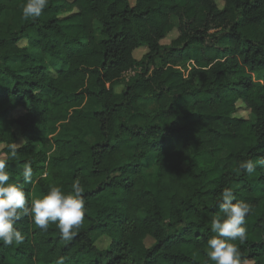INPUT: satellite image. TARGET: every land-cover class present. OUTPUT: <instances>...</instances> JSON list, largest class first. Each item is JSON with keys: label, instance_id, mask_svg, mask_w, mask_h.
Instances as JSON below:
<instances>
[{"label": "trees", "instance_id": "16d2710c", "mask_svg": "<svg viewBox=\"0 0 264 264\" xmlns=\"http://www.w3.org/2000/svg\"><path fill=\"white\" fill-rule=\"evenodd\" d=\"M25 3L0 0V159L26 198L79 180L86 211L69 241L22 216L0 264H214L224 187L251 208L242 262L264 264V167L238 170L264 157V0H48L29 19Z\"/></svg>", "mask_w": 264, "mask_h": 264}, {"label": "clouds", "instance_id": "9594fccd", "mask_svg": "<svg viewBox=\"0 0 264 264\" xmlns=\"http://www.w3.org/2000/svg\"><path fill=\"white\" fill-rule=\"evenodd\" d=\"M48 0H26L22 8L24 19L38 18L47 7ZM17 145L11 146V155H16ZM264 167V157L255 161L248 159L239 163V171L249 175L256 167ZM22 176L25 183H31L33 169L30 163L23 165ZM84 188L79 180L72 184V190L65 193L61 187L50 186L49 191L36 198L28 194L26 198L23 186L10 182L7 161L0 159V242L5 246L20 245L25 235L15 227L22 216H27L37 228L47 231L50 224H55L60 238L72 240L76 230L82 224L85 215ZM220 214L211 217V230L214 235L206 241V256L214 264H250L242 262L241 251L235 241L243 245L247 240L246 216L251 208L248 203L238 200L229 187H224L218 204ZM56 264H66L61 256Z\"/></svg>", "mask_w": 264, "mask_h": 264}, {"label": "rangeland", "instance_id": "374dc122", "mask_svg": "<svg viewBox=\"0 0 264 264\" xmlns=\"http://www.w3.org/2000/svg\"><path fill=\"white\" fill-rule=\"evenodd\" d=\"M131 1H133V0H131ZM174 22L177 23V20L174 19ZM94 28H95V31H96L97 39L98 40H102L104 38V36L101 34V29H102L101 26L97 22H95ZM263 31H264V27H263ZM176 36H177V34L175 33L174 35L169 37V39L166 41V43H169L172 40V38H175ZM144 53H145V51H143L140 55H137L136 56L137 59H141L142 56L144 55ZM50 63H53V62H50ZM179 70H180V72H182V74L185 77H188L189 73L192 71V65L191 64H187V65H184V66H180ZM138 72H139V70L130 71L129 73L125 74L119 82L115 83L114 86H113V89H114L115 93H117V94L122 93L126 82L131 77L135 76ZM253 79H254L255 83L262 84V76H253ZM142 108L146 112H155V105L153 103L143 102L142 103ZM84 110L86 112H88V113H93L94 111H98L99 108L95 105L94 102L87 101L85 106H84ZM238 115L242 116V117H248L249 116V112L244 107L243 108L241 107L239 109ZM38 147H39V145H38ZM3 149H4V146L0 145V158L4 156L2 154L3 153ZM156 171H157V168H153V169L147 171L146 173L147 174H154ZM107 245H108V240L107 239H102V240H100L98 242V246L100 248H104Z\"/></svg>", "mask_w": 264, "mask_h": 264}]
</instances>
